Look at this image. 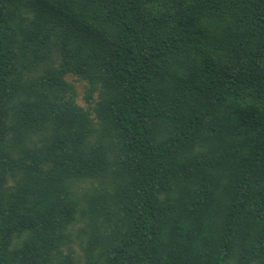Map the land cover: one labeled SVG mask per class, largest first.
Wrapping results in <instances>:
<instances>
[{
	"label": "trees",
	"instance_id": "1",
	"mask_svg": "<svg viewBox=\"0 0 264 264\" xmlns=\"http://www.w3.org/2000/svg\"><path fill=\"white\" fill-rule=\"evenodd\" d=\"M0 264H264V0H0Z\"/></svg>",
	"mask_w": 264,
	"mask_h": 264
},
{
	"label": "rangeland",
	"instance_id": "2",
	"mask_svg": "<svg viewBox=\"0 0 264 264\" xmlns=\"http://www.w3.org/2000/svg\"><path fill=\"white\" fill-rule=\"evenodd\" d=\"M81 105H83V107H86L87 106L86 102L83 99H81ZM93 185H96V183H93ZM82 187L89 188L90 187V184L89 183H86V184L83 183L82 184Z\"/></svg>",
	"mask_w": 264,
	"mask_h": 264
}]
</instances>
